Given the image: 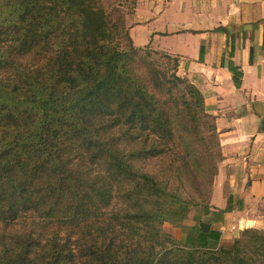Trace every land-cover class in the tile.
Wrapping results in <instances>:
<instances>
[{
    "label": "trees",
    "instance_id": "trees-1",
    "mask_svg": "<svg viewBox=\"0 0 264 264\" xmlns=\"http://www.w3.org/2000/svg\"><path fill=\"white\" fill-rule=\"evenodd\" d=\"M111 14L106 0H0V264H264L257 230L229 246L198 222L161 232L191 206L171 184L216 172L219 143L176 61L138 70ZM231 210L228 197L213 221Z\"/></svg>",
    "mask_w": 264,
    "mask_h": 264
},
{
    "label": "crops",
    "instance_id": "crops-1",
    "mask_svg": "<svg viewBox=\"0 0 264 264\" xmlns=\"http://www.w3.org/2000/svg\"><path fill=\"white\" fill-rule=\"evenodd\" d=\"M132 21V45L174 59L213 119L220 160L209 211L223 209L228 197L232 210L209 229L220 238L264 231V0H148ZM230 66L240 73L237 87Z\"/></svg>",
    "mask_w": 264,
    "mask_h": 264
},
{
    "label": "rangeland",
    "instance_id": "rangeland-1",
    "mask_svg": "<svg viewBox=\"0 0 264 264\" xmlns=\"http://www.w3.org/2000/svg\"><path fill=\"white\" fill-rule=\"evenodd\" d=\"M148 0H106V4L112 7V16L113 18L116 17L114 20L117 22L119 19L121 20L116 23L117 27L123 30L128 35V29L132 27L134 22L132 21V15L139 9V6L145 3ZM154 2L158 0H153ZM112 18V19H113ZM134 20H138V17H133ZM119 44L121 47L124 45V40L121 38L119 39ZM141 51L138 52V56L135 57V66L138 68H142L143 62L149 63L154 65L158 68L161 72L171 73V68L173 66L174 59L167 57L166 55L162 54L161 52L154 51L148 46H144L140 48ZM175 74L179 77L184 78L181 75L177 74V69L173 70ZM204 124L200 126L202 134L211 141V153L214 155L216 154V147H215V137L211 132V121L210 119H204ZM215 158V157H214ZM215 161V160H214ZM209 176H206L205 179H196L195 182L190 183L182 179V181L175 182L171 184V188L175 189L178 186L179 194L190 200L191 206L189 211L186 215L185 220L182 222L180 227H172L169 224H163L161 227V232L163 234L170 235L173 239L177 240L183 236V234L188 233L190 228H194L198 222H205L208 221L210 225L213 227H217L215 221H213V214L214 212H210L209 214L205 215L203 213L204 208H210V196H211V186L213 177L216 172L211 170ZM178 183V184H176ZM198 226V225H197ZM258 235H264V231H257ZM249 235L248 234H241L238 232L234 234L233 237H228L221 234L220 238V246H229L234 240H239L243 244H250L249 243Z\"/></svg>",
    "mask_w": 264,
    "mask_h": 264
},
{
    "label": "water",
    "instance_id": "water-1",
    "mask_svg": "<svg viewBox=\"0 0 264 264\" xmlns=\"http://www.w3.org/2000/svg\"><path fill=\"white\" fill-rule=\"evenodd\" d=\"M260 131L264 133V116L260 121ZM198 227L202 232H206L209 229V225L204 223H199Z\"/></svg>",
    "mask_w": 264,
    "mask_h": 264
}]
</instances>
